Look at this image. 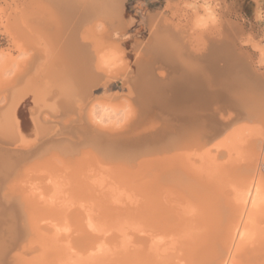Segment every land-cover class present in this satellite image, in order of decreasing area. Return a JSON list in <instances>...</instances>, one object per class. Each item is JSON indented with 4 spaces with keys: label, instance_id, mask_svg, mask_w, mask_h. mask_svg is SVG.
<instances>
[{
    "label": "bare ground",
    "instance_id": "1",
    "mask_svg": "<svg viewBox=\"0 0 264 264\" xmlns=\"http://www.w3.org/2000/svg\"><path fill=\"white\" fill-rule=\"evenodd\" d=\"M39 1H41V0H39ZM44 1L47 5L51 6V8L55 9V10L53 9V12L54 11L56 12L54 14H56L57 16L59 14L57 19H59L60 22L62 21L61 22L62 29H63L62 32L57 31L56 33L61 32V33H59V35H60L59 41L60 40L61 41H60V43H59V41L57 43H59L60 48L63 49V50H60V52L62 51L61 53L63 56H59V59H60V57H62L64 64H63V62H61L59 60V64L61 62V65L56 66L58 64H56V60H55L56 65L54 64L55 66H53L52 65L53 62L51 63V65H52V67H54L56 69L52 68L53 70H51L50 62H48V64L50 66L49 65L45 66L47 64V62H45V65H44L45 67L43 66L44 68L42 67L41 69L44 70L43 72H46L47 69L49 68V70L52 72L51 78L49 76L50 74L48 75L49 80H50V81H48L49 84L48 83L44 84L45 82L43 81L44 82L43 84H42V82H40L41 83L40 85H37V87H35L34 89L29 90V92L33 94L35 104L38 106V113L40 112L39 109H43V110L45 109L43 112H45L46 110L48 112V115H46V117L44 116L43 118L41 116H39V114L37 113L38 114L37 118L36 119L34 118L36 127L39 126V123L41 126L42 123H44V124L49 123L50 124L52 122H60V123L63 122V120L66 119V117L70 116L69 115L70 114L69 109L71 110V112H74L77 115H81V113H83L82 111L84 110L85 106L88 103L87 94L84 91L89 89V92H90V89L95 87L94 85H98L96 82L97 81L96 77L98 75L95 74L94 70H96V71H97V69L99 70V68H97L98 67L97 64H98V61H101V60H97L99 58L98 54H100L99 52L101 51L102 52L101 55H102L104 53L103 50H105V48L102 49L103 46H96V47H98V50H99V47H101V49H102V50H99V52L97 53L95 50H93L95 46L93 47L91 45V43L89 41H87V43L88 44L90 43V45H91V47L88 48V44L86 45L87 39L85 40V35L82 36L83 31H84V33H87L88 31L89 32L92 31L91 34H94L95 32L93 33V31H95V30L97 31L98 27L103 25L104 26V28H103L104 33H107L108 31L107 32H105V31L108 29L110 30L109 32H111V34H109V36L107 34V36L110 37V39H111V40L109 39V42L111 41V44H113V43L115 44L116 43L115 40H117V41L122 40L121 31L123 30L122 28H124L126 26V24H125L126 21L124 20V17H123V13L125 10L124 0H44ZM165 1H166L168 8L179 9V7H180L178 0H165ZM45 3H44V6H42V7H45L48 11H51L50 7H48V6L46 7ZM199 3H200V0H193L191 2V4L189 5L190 9H192V11H194V13H196L198 11ZM206 5H207V3H206ZM183 6H184V4H183ZM206 7H208V6H206ZM208 10L211 11V9L206 8V11H208ZM210 11H208V12H210ZM26 12H27V10H26ZM22 13H23V10H22ZM29 14H31V13H29ZM198 14L194 15V17L198 16ZM205 14L207 16V12ZM209 14L210 13H208V17H209ZM187 15L189 16L190 14H187ZM213 15H214V13L212 12L210 17H212ZM54 18H55V16H54ZM57 19H55L56 20L55 24L58 23ZM149 19H150L149 22H150V33H151L150 34L151 35L150 40L152 39L153 41H156L157 43L151 42V44L149 46L147 44V47L144 50V53L141 51V49H139V51L137 53V54L140 53L142 55H141V58L139 60H136L137 64H138V73H139L138 74L139 75L138 81L135 84L136 89L137 88L139 89L138 90L139 91L138 96H136V97H138V99L141 102L142 109H144L143 113L147 114L150 111V115H151L152 114L151 110H154L153 108L158 107L160 109L168 111L169 113L172 112L171 116H173L175 114V116H173V117H176L178 120V123H177L178 124L177 125L178 131L176 130L178 132L177 135L175 134V136L172 135V136L168 137V136H166L168 133L167 132H166L167 134L161 133L162 131H160V129H159L160 132H157L155 134V133H152L156 130V129H154V131L150 132V133H152L151 136H145V137H139V138L137 137V139H135V140H134V138H133L134 136H133L132 140L129 141L130 142L129 144L131 146V154H130L129 158H126V160H125L126 162H124L122 164L120 162V164H119L118 161H122L123 158H117V157H111L110 158V160L112 162H114V163H112L114 166H115V163L117 162L116 164H119L120 166H126V168H127V165H128V167H130L129 165H133V163H135L137 161V165L140 164V166H142V167H139L141 169L138 168V172L135 173L136 175L130 179L131 182H130V186H129V191L127 190L129 192V195H128V197H126L127 200L122 202L121 204L116 203V201L114 200L115 197L112 196L111 194H109V191L107 192L108 194H106L105 196H102L104 194L101 195L100 193H98L101 195V196L100 195L99 196L103 200H104V198H106V200L109 198L107 200L106 204H104L105 201H101L100 199L99 200L101 201V204L103 203L102 205H104V208H106V209L108 208L107 211L109 209H111V210L108 211L110 213L107 212L108 214H106V213L102 214L103 218H101L100 220H99L98 216L97 217L95 216L96 218H98V220L96 218L92 217L94 219V220H92V222L94 224H96L98 221L96 226L90 221L91 220L90 216H92L93 213L89 216V214L87 212L90 211V208H86L87 206L85 204L92 205L95 202V205L98 204V205H96L97 207L99 206L98 208H100V206H101V209H98L96 206H94L95 207L94 208V207H92L93 205L92 206L89 205L90 207L94 208V209H92V208L91 209L93 210V212L96 211L97 215H99L98 213H100L98 210L102 211L101 213H103L104 210H106V209L103 210L102 209L103 206L99 205V203L97 201H95L94 199L92 201V198H93L92 195L94 196V194H92L91 196L86 195L87 197H91V198H88L89 203L87 201V203L83 204L84 201L81 199L83 201L82 202V204H83L82 208H81V204H78L79 206H76L73 203V205H72L71 200H70V203L72 205L71 207L73 210L75 209L79 213L80 209H82L84 212V209L86 208L87 210L85 209L86 212H84L85 213L84 216L87 217V214L89 216V217H87V218H89V221L87 218H85L86 220H84V219L82 220V217L75 216V213H73L74 216L76 217L75 220H77V223L80 225V226L79 225L77 226L78 228L76 230V232H80V233L76 234V232L73 231V230H75L74 223H76V222H72L71 221L72 218H70V217H69L70 221L67 220V218H66V220L65 219L62 220L59 216V213L63 209L61 207L62 209L60 211L59 207L62 206L61 205L62 203H63V207L65 205L63 201H60V202L58 201L60 204L57 205L58 208H56V206L53 208V210L55 209L54 212H53V210H51V212H53V214H52L53 216H51V214H50L51 212L49 211L50 213H48L47 208L50 207V209H52L51 206L54 205L52 202H54L55 199H54V201H51L52 199H50L51 202H48V203L50 205L52 203V205L50 206L48 204L49 205L48 206L46 204L47 202L46 203L44 202L43 196L41 197V195H40V197L43 198L42 201L44 202V203H42V205H47L48 207L42 206L40 203L41 198L39 197L38 193H36L38 195V197L40 198L39 203L41 206H38L36 204L38 202H36L34 204V201H36V200L33 198V196H31L32 193L28 194L29 193L28 192L27 195L30 196L31 198H33V199H31V201L32 200H34V201H32V203L27 202L29 200H27V198H26L24 202L25 203L27 202L28 207L25 206V210H27L26 208H30L32 210V211L31 210L30 211L32 213H34V212H36L34 210V208L38 211L39 209H37V208L42 207V209L43 208H44V210L46 209L45 211H47L46 212L47 217L50 214L49 216L51 218H54V219H55V216L58 214L57 216H59V218H60L59 219L60 224H59V220L57 223V219H58L57 216H56L57 219H55V220L50 219V217H48V218H49V221L50 220H51V222L55 221L57 223V225L59 224L58 226H61V228L58 227L56 225V223L55 224L51 223V222L49 223L47 221L48 218L45 216V214H44V218H42V220L43 219L46 220V218H47V220H46L47 222L43 220L42 221V223L44 222L43 224L39 225L41 222H38L37 223L38 226H36L37 224L35 225V223H36L35 221H38L39 220L38 218L41 217V216H39L40 213H39V211H38V214L36 212V214H37L36 216L37 217L39 216L38 218L35 216V213L34 214L31 213V215H32L31 216L28 214L29 209L25 213V223H26L25 227L26 226L29 227L30 230H31V228L34 227L33 229L35 230V233L39 234L43 231V229H41V228L45 227V225H46L45 229L49 225L54 226V227L50 228L51 230L50 229H46V230L44 229V231H47V233L42 232L43 234L42 235L40 234L41 237H43V235H45L44 237L48 238V240L50 241V242L45 241L46 243L44 241H41L44 244V245H42L43 247L46 246V248H47V245H48L47 243H51L50 247H49L50 250L52 249L51 253H49L50 250H49V252H47L45 250V252L52 255V253L54 251V248H52V247L53 246L59 247V244H60V246L62 245L61 246L62 249L60 247V250H61L60 253L61 254L59 252H58V254L62 255L63 249L65 250L63 252H65V254H66L67 249L65 247H67V245L70 246L71 242H74L73 245H76L77 244L76 242L79 241V243H78L79 245L77 244L78 246L85 248L86 251L96 252L93 254V256L96 257L97 263L95 261L94 262L92 261V264L93 263L94 264L95 263L96 264H264V181H263L264 170L261 168V166H264V164H261L260 168H258V169L256 168L257 160L259 157L258 145L261 142L260 141L261 139L260 140L259 139L248 140L245 152H243V151H241V149H239L240 145L229 146L225 149V151H218V150L214 151V150L208 149L210 144L216 138H218L224 132V130L226 128V125L221 123L218 120L217 116L208 113L209 104L214 100L222 99L224 97V93L223 92H213V91H212L213 93H210L207 91V89H206L207 82H203V81L201 82V78L199 76L200 73L204 74L202 71V68L200 67V64L203 62H206V61L209 62V61L213 60L216 56L223 55L227 51L228 48L225 44H222L220 46H211V48L209 49V53L204 57H192V55L189 54L186 58V55L188 53L185 54V52L183 51L184 53L182 52V54L185 55L184 56L185 59L183 58L182 55H180L181 53H178V55L181 57L180 60H182V58L184 59L183 63L186 65V67L195 72V77L194 78H187L186 77L187 79H184V80L179 81V82H172L171 81L169 83H164V82L158 81L155 78L154 74H155L156 70H159V68L161 69L162 67L159 66L158 68H156V65H159L160 63H162L163 65L165 64L166 66H169L170 68L174 69L176 67L175 66L176 65V59H175L174 52H171L163 44L160 43L162 41H164V43H165V40L167 39L166 38L167 34L161 33L162 32L161 29H159L161 32H160V35H158L159 31L157 30V28H159V27H157V26H159L161 18H160L159 24H156L157 26H155V27H154V25H155L154 22L156 20V16L151 15ZM25 20H27V19H25ZM39 20H38V23H39ZM45 20L46 19L40 21V23L41 24L45 23ZM157 20H159V19H157ZM15 21L14 22L9 21L10 22L9 25L12 26L10 28H13V26L15 27L14 24L18 25L19 20L17 21V18H16ZM53 21H52V23H53ZM63 22L66 25H68L69 27H70V24L75 23L73 28L74 29L76 28V30H78V29L82 30V34H79V33L77 34L74 29L73 30L75 32H73L71 30L70 37H68L69 35L67 36V40H69L71 38L69 40L68 44H66L67 41L64 37L66 35L65 33L70 31V29L65 30L66 28H64ZM163 22L161 24L165 25V24H163ZM11 23H12V25H11ZM46 23H48L47 20H46ZM167 23L168 22H166V24ZM169 23H172V22H169ZM60 25H59V27H60ZM167 25H169V24H167ZM57 26H58V24L53 26L52 29H54V27H57ZM47 27L50 28L51 26L48 25ZM107 27H108V29H107ZM127 27L128 26H126V28ZM179 27L180 26H178L177 28L179 29ZM71 28H72V25H71ZM100 28H102V27H100ZM126 28H125V30H126ZM163 29L164 28H162V30ZM17 30H19L18 32H19V34H21L20 29H17ZM54 30H56V29H54ZM54 30H52V31H54ZM125 30L122 32H125ZM164 30L167 31L166 29H164ZM54 33H55V31H54ZM54 33H53V35L56 38V40L54 38H53V40L57 41V39H58L57 37L59 35L54 34ZM98 33H99V30H98ZM182 33H183V31H182ZM50 34H52V33H50ZM183 34H182V36H183ZM189 34L190 33L188 32L187 36H189V38H191V37L194 38V36L192 34H191L192 36H190ZM56 35H58V36H56ZM77 35H78V37H77ZM99 35H100V33H99ZM201 35H203V34H201ZM19 36H17V38ZM79 36L81 38H79ZM108 37L105 36L104 41ZM157 37H161V39L160 38L157 39ZM25 38H27V37H25ZM76 38H79L80 40L76 39ZM83 38H84V40H83ZM90 38H91V41H93V39H92L93 37L91 36ZM195 38H197V36ZM204 38H205V35H204ZM204 38L202 37L203 40L202 39H200L201 41L199 40V42H202L203 48H205V46H207V43H206L207 40H204ZM74 39H76L79 42L81 40L85 41V43H83V46L82 47L80 46L81 49L77 46L78 45L77 43H79V42L76 43L75 42L76 40H74ZM183 39L185 40L186 43L189 42L191 46L194 45L195 43H197V44H195L197 46L196 51L197 50L199 51L200 49H198V48L202 47L200 45H199L200 47H198L197 39H192V38L189 39L190 41L192 40L191 42H193V43L195 42L194 44L191 43L188 39L186 40L185 37ZM35 40H37V37ZM94 40H96L95 37H94ZM157 40H160V41H157ZM24 41H25V39H24ZM29 41L26 40V42H29ZM62 41H65L66 43L62 42ZM167 41H168V39H167ZM32 42L34 43V40ZM64 43H65V45H64ZM61 44L63 47H61ZM169 44H171V43H169ZM66 45H69L68 53H66L68 56L65 54V51H67V50H65L66 48H64V46H66ZM98 45H100V44H98ZM106 45L108 46V44H106ZM118 45L119 44L112 45V46L113 47L116 46V48H121V49L123 48L121 46L122 44L119 47H118ZM142 45L144 46V42L142 43ZM190 45L187 44V46H190ZM40 46H41V43H40ZM56 46H57V44H56ZM196 46L194 47V49L196 48ZM37 47H38V45H37ZM171 47L172 46L169 45V48H171ZM77 48H79L80 50H82V48H83V50H82L83 52L78 50L81 53V55L83 54L82 56L79 54V52H77V50H76ZM91 48H93V49H91ZM180 49L183 50V48H181V47H180ZM187 49H188V47H187ZM84 50H86V51L91 50V54L93 55V57L95 56L93 58L90 55V53H88L92 57V59L97 61L96 62L97 67L94 65V62L92 64L95 67L94 70L91 69V67H92V65L90 63L91 59H90V61L88 59V57L90 58V56H88ZM181 50H180V52H181ZM37 51H38V49H37ZM53 51H55V50H52V52ZM63 51H64V53H63ZM93 51H95L96 53ZM117 51L119 52V50H117ZM45 52H47V51L45 50ZM76 52H77V54H76ZM49 53L52 55L55 54L54 58L58 54V52H54V54H53V53H51V51ZM94 53L96 55H94ZM40 55H41V53H40ZM69 55H70V57H69ZM78 55H80V56H78ZM84 55H86L87 57L86 56L84 57ZM75 56H77V58ZM0 57H1V55H0ZM79 57H82V58L84 57V58L83 59L81 58V60H80ZM108 57L109 56L107 55V58ZM95 58H97V59H95ZM39 59H41V58H39ZM99 59L104 60L103 56H102V58H99ZM66 60H67V62H65ZM34 62H33V65H34ZM41 62L39 64L40 67L43 65L44 61L42 62V65H41ZM105 64H106V62L104 60V66H105ZM37 66H38V64L36 65V67ZM61 66H63V67H61ZM106 66H107V64H106ZM36 67H32V68H36ZM45 68H47V69H45ZM91 70H93V71H91ZM38 71L39 70H37V73H38ZM33 72H32V74L36 73V72L35 73H33ZM39 73H40V71H39ZM102 73L103 72H101V74ZM91 74H92V76H91ZM101 74H99L100 78L102 76ZM46 75L47 74H45V76ZM48 76H47V78H48ZM94 76H95V78H94ZM17 77H18V75H17ZM126 80L128 82H130V81L132 82V79L129 76L127 77ZM90 81H92L91 83L95 82L96 84L92 85V87H91V84H89V88H87L88 86L84 87L86 89L82 88L85 85V83H89ZM30 82H29V84L31 87L32 82L31 83ZM10 83L12 84L13 82H10ZM10 83H9V85H10ZM14 84L17 85L15 82H14ZM236 84H238V83H235V85ZM15 85L12 84V86L10 85L11 87L9 86L11 88L10 90H8V92H9V100H8L9 105H8L7 110L6 111L4 110V112L2 114H0V116L2 115L0 117L1 118L0 119V127L2 130L1 129L0 130L4 132V136H7V134L9 135V133H10L11 135L13 134V136H16V138H17V135L19 134V118L17 115V108L27 93H24L25 90L22 92V88L16 87ZM24 85H26V84H24ZM223 85L225 86V84H223ZM99 87H100V85H99ZM226 89L227 88L225 87L224 90H226ZM232 90H233L232 92H234L238 97L237 103H235L233 105L235 106V108L237 110H241L245 106V98L243 97V95L239 94L238 92H235V89H232ZM26 91H27V89H26ZM90 93H89V96H90ZM233 97H235V96H233ZM95 100L93 103H92V101L90 102L91 106L95 103ZM235 102H236V100H235ZM260 103H262V102H260ZM95 105H97V104H95ZM261 105H263V104H261ZM261 105H259V106H261ZM61 108L67 109L68 112L67 113L64 112V113L59 115L57 113L58 112L57 110L61 109ZM93 109H95V108H92V111H93ZM259 110H260V108H259ZM88 111L89 110H87V112ZM163 112H162V114H163ZM173 112H174V114H173ZM261 112L262 111H260V113ZM88 113L90 114V111ZM132 113H133V111H132ZM84 115H85V110H84ZM163 115H165V114H163ZM253 115L254 114H252V116ZM171 116H169V117H171ZM237 117L239 118L240 114ZM141 118H139V119L137 118L138 119L137 121L134 120L135 122H132L131 126H129L130 128L127 130L126 133H122V134H119L116 136H112V138L124 136L126 139H129V136H132V134H135L136 136L141 135L142 133L144 134V131L142 130L144 127L141 128L143 126L142 125L143 119H141ZM172 118H170V119L172 120ZM87 119H89V118H87ZM255 119H256V116H255ZM260 119H263V118H260ZM41 121H42V123H41ZM146 122H147V120H146ZM165 124H166V122L164 123V125ZM166 126H167V124H166ZM140 129L142 130L141 133L139 132ZM146 129H145V131H147V132L150 131V128H149V131ZM163 129H164V127H163ZM170 129H172V128H170ZM41 130L42 129H40V132L39 131L38 132L43 134V131H41ZM161 130H162V126H161ZM172 131L174 133H176L175 130H172ZM147 132L145 135H147ZM260 135L262 136L263 132H261ZM10 137H12V136H10ZM5 139H7V138H5ZM119 143L120 142H116L115 144L118 145ZM241 147H243V144L241 145ZM11 150H13V149H11ZM15 151H16V152H14L15 154H17V155L20 154L19 150H15ZM140 159H141V162L139 163L138 160L140 161ZM63 163H65V165H66V163H68V162L63 161ZM72 163L73 162H71L70 164H72ZM100 163L101 162H99V164ZM14 164H15V162H14ZM60 165H61V163H60ZM101 165H102V163H101ZM74 166H75V164H74ZM111 166L112 165H110V167ZM120 166H117V168H121ZM134 166H135V164H134ZM71 168H72V166H71ZM132 168H133V166H132ZM106 169L109 170L108 167ZM128 169H130V168H128ZM18 172H16L15 176H19V175H17V173L20 174V170H18ZM51 172H53V171H51ZM75 172H77V171H75ZM83 172H85V171L83 170ZM120 172L122 174V171H120ZM77 173L79 174L80 172H77ZM14 174H15V172H14ZM73 174H74V172H73ZM78 174H76V176H78ZM129 174H130V172H129ZM15 176H13V177H15ZM112 176L114 177V174ZM51 178H53V177H51ZM78 178H80V177H78ZM81 178H82L81 179L82 182H79V179H78L79 183H83L84 179L82 176H81ZM94 178H95V175H94ZM97 178L99 179V177H97ZM121 179H123V178H121ZM65 181H67V180H65ZM67 182H66V184H67ZM97 182L99 183L100 179ZM103 182H104V179H103ZM93 183H94V181H93ZM86 184H84V185H86ZM94 184H96V183H94ZM104 185H105V183H104ZM104 185L101 184V186L99 188H101ZM63 186H65V185H63ZM93 186H95V185H93ZM127 186L128 185H126L125 187H127ZM77 187H79V186H77ZM39 188H40V186H39ZM39 188L36 189V187H35L34 189L37 190V192H40ZM44 188H40V189H44ZM60 188L64 189V187H60ZM60 188H58V189H60ZM84 188H87V186ZM97 188L98 187H96V190H97ZM65 189H66V187H65ZM80 189L83 190L82 188H80ZM87 189H89V188H87ZM87 189H86V191H87ZM101 189L98 191L101 192L103 190V189L102 190ZM44 190H41V191H44ZM49 190H46L47 192L46 191H44V192L48 193ZM70 190H71V188H70ZM81 190H79V191H81ZM93 190H95V189H93ZM62 191H64V190H62ZM79 191H77V192H79ZM111 191H113V189ZM24 193H26V192H24ZM59 193H60V191H59ZM62 193L64 195V192H62ZM87 193L83 192V194H87ZM80 194H82V193H79L78 195L81 196ZM89 194H91V192ZM122 194H125L124 191ZM22 196H24V195L22 194ZM82 196L80 198H82ZM84 196H83V199L86 198ZM19 197H20V200L23 201V197H21V196H19ZM30 197H28V198H30ZM46 197H47V195H46ZM66 197H68V195ZM72 197H73V195H72ZM102 197H104V198H102ZM48 199H45V201ZM74 201L75 200H73V202ZM90 201H92V202H90ZM65 202H67V201H65ZM85 202H86V200H85ZM67 203H66L67 205H65V207L67 206L66 208L69 207V209H71L69 201ZM79 203H81V202H79ZM84 205L86 206L85 208H84ZM105 205H107V206H105ZM74 206H75V208H74ZM45 207H47V208H45ZM76 208H79V209L77 210ZM23 209H24V207H23ZM56 209H58V211H60L59 213L57 211V214L55 212ZM95 209H97V210H95ZM18 210L20 212L19 206L17 208V205H15V203L13 204L12 202H7V203L0 202V263H2V264L7 262L6 260L9 259L10 255L12 256V254H14L16 257V253L18 254V252H19V250L15 249L18 246V244L20 246L19 242L21 239V235L18 234V231L20 230L19 229L20 226L16 227L17 221H19V219L17 218V213H18L17 211ZM44 210H42L43 213L45 212ZM73 210H71V211H73ZM30 211H29V213H30ZM40 211H41V209H40ZM71 211L68 210L66 212L70 213ZM76 211H73V212H76ZM81 212H80V214H81ZM83 212L81 214L82 216L84 214ZM90 212H92V211H90ZM63 213L65 214V212H63ZM78 213H77V215H79ZM33 215L37 218V220L35 219V217ZM103 215L106 217H104ZM107 215H109V216H107ZM29 216H31L32 219H35V221H33L34 223L32 222V219H30ZM84 216H83V218H84ZM26 217L29 219L28 221H27ZM30 220H31V222H30ZM64 221H65V223L63 224L62 222H64ZM83 221H86L87 223L91 222L94 225L95 229H93L90 224L88 226V224L86 222L82 223ZM66 222L68 224H69V222H71L73 225H70V227L73 226L74 228L73 227L69 228V225H66L67 224ZM28 223H29V226H28ZM31 224H34V225H32L33 227L32 226L30 227ZM18 225H19V223H18ZM62 225H63V227H62ZM65 225L69 228V230H67L66 234L64 235V232H63L64 230H62V229L67 228ZM75 226H76V224H75ZM57 227L60 229H58ZM15 228H17V230ZM29 228L28 229L25 228L26 229L25 232L27 233V234L26 233L25 234H26V236L29 235V236H27L28 239L30 238L28 243H27L28 246H30L29 245L30 241L34 240L33 238H39L38 235L34 234V231H32L33 232V234H32V232L29 230ZM56 228H57V230H56ZM88 228H92L93 231L91 229H89L90 230V232H89ZM52 230H54L53 231L54 234L50 233ZM70 230H72L73 232H71ZM20 231H23V230H20ZM20 231H19V233H20ZM28 231L30 233H28ZM59 231H62V232L59 233ZM69 231H70V233H69ZM71 233H72L73 238L77 237V236H78V238H76V240L74 239V241H73ZM31 234H32L33 240H31V237H30ZM61 234H63V235H61ZM67 234H70L69 236L71 237L72 240L69 238L68 241H65V245H64V240H66L69 237ZM22 235H24V234L22 233ZM51 235H52V237H51ZM77 239H78V241H77ZM39 240H42V239H39ZM43 240H45V239H43ZM24 242H27V240ZM34 242L36 243V240H34ZM34 242H31V243H34ZM39 243H40V241H39ZM63 245H64V248H63ZM38 247L40 248L41 246L38 245ZM71 248H73L72 245L70 246V250L72 251L74 249L73 250L74 251L73 257H74L75 261L78 260V262L76 261L77 264H82L83 260L88 259V258L87 259L85 258L82 260V258H81L82 253L75 251L76 246L73 249H71ZM14 249L16 250V252H14ZM29 249H32V247ZM56 249H57L56 252L59 251L58 250L59 248H56ZM26 250H27V252H29L28 249H26ZM35 252H37V249H34V253ZM75 253L76 254L79 253V254L76 255ZM49 254L47 256H49ZM58 254H57V260L55 262L58 261ZM75 255L78 258H76ZM18 256H24V255L18 254L17 257ZM52 256H54V255H52ZM79 256L81 259H79ZM15 257L12 256V259L10 258L11 261H14L13 264H16L15 262H17L18 258H20V257L16 258V261H15V260H13V258H15ZM73 257H71V258H73ZM84 257H86V256H84ZM37 258L39 259L40 264H41L42 260L45 263L48 260V257L47 258L45 257L44 259L42 258L41 261H40L39 257H37ZM24 259H26V258H24V257L20 258V261H18V263L20 262V264H28L27 259H26V261H24ZM38 259H32L31 261L35 262V264L36 263L39 264V262L37 261ZM62 260H63V258L60 261L62 262ZM80 260H81V262H80ZM90 260H93V259H90ZM90 260L88 259L87 262H91ZM11 261H10V264H12ZM48 261H50V260H48ZM65 261H66V263H64V262L63 263L60 262V263L61 264H68V263L72 264V262L71 261L68 262L67 259ZM50 262H54L53 259ZM47 263L49 264V262H47ZM58 263L59 262H57V264ZM83 264H85V263H83Z\"/></svg>",
    "mask_w": 264,
    "mask_h": 264
},
{
    "label": "rangeland",
    "instance_id": "2",
    "mask_svg": "<svg viewBox=\"0 0 264 264\" xmlns=\"http://www.w3.org/2000/svg\"><path fill=\"white\" fill-rule=\"evenodd\" d=\"M41 1H39V0H0V55H1V57H0L1 58L0 59V114H2L4 112V110L6 111L8 108V105H9V101H8L9 100V92H8V90L11 89L10 87L12 86V84L15 85L14 82L17 84V85H15L16 87L22 88V92L24 90L26 91V89H27L26 92L24 91V93H27V94L25 95L24 99H22V101L20 102V104L18 105V108H17V115L19 118V134L17 135V138H16V136H13V134L11 135L10 133H9V135L7 134V136H4V132L1 131L2 129L0 127V129H1L0 130V133H1L0 134V202H2V203L12 202L13 204L15 203V205H17V208L19 206V209H20V212H19V210L17 211L18 212L17 218L19 219V221H17L16 227L20 226L19 229L23 230V231L19 230L20 233L18 231V234L21 235L22 240L19 238L20 239V242H19L20 246L18 244L19 247L17 246L15 249L19 250V252H18L19 255L22 254L24 256H18V257L26 258L28 264H35V262H32L31 260L32 259H38L37 257L40 258V261L42 258L44 259L45 257L46 258L48 257V260H50V261L53 259L54 262H50L47 260V262H49V264H57V262L60 263L61 262L60 260L62 258H63V260L61 263H63V262L66 263L65 260L67 259L68 262L71 261L72 264H77L78 260H76L77 261L76 262L74 260V257H73V253H74L73 248L76 246L75 251L82 253L81 254L82 256L80 255L82 260L85 258L86 259L88 258L89 260L93 259V260H90L91 262H87L88 259L83 260L82 261L83 263H85V264L91 263L92 264V261L93 262L95 261L97 263L96 257L93 256V254L96 252L86 251L85 248L78 246L79 245L78 239H77L78 242H76L78 245L77 244L73 245L74 242H71L69 240L71 242V243L70 242L69 243L73 246V248H71V249H73L72 251L70 250L71 245L70 246L67 245V247H65L67 249L66 254H65V252H63V251H65L63 249L62 255H59L58 252L59 253L61 252L60 247L62 246V245L60 246V244H59V247L58 246L52 247V248H54V251L52 253V255H54V256L50 255L49 253H51L52 249L50 250L49 247H50L51 243H47L48 245L46 248V246H44V247L42 246L44 244L41 242V241L50 242L48 240V238L44 237L45 235H43V237H41V235L43 234L42 232L47 233V231H44V229L46 227V225H45L46 223L44 224L45 227L41 228V229H43V231L39 234L35 233V230L33 229L34 227L32 226L34 224L30 225V227L31 226L33 227V228H31V230L29 227H27V226L25 227V225H26L25 213L28 211V209H29V211L31 210L30 208H26L27 210H25V206H27V202L32 203V201H34V200L31 201V199L34 198L36 200V201H34V204L36 202H38L36 204L38 206H41L42 203L47 202L46 204L48 205L49 204L48 202L54 201V199H55V201H54L55 203L52 202L54 205H52V203H51V205L53 207L49 204L52 209H50V207L47 208L49 205L48 206L42 205V206H47L45 208H47L48 213H50L51 210H53V208L55 206H56V208H58L57 205L60 204L59 203L60 201H63L65 205H67L68 204L67 202L69 201L71 209H69V207L66 208L67 206L65 207V205L63 207V203L61 204L62 206L59 207L60 211L63 208L62 211L65 212V214L62 211H61L62 213L60 211H58V209H56L55 212H56V214H57V211H58V213L60 212L59 216L62 220L63 219L66 220V218H67V220H69V217L72 218L71 221L76 222V223H74L75 230H73V229L72 230L74 232H76V230L78 228L77 226L79 224L77 223V220H75L76 219L75 216L82 217V220L83 219L86 220L85 218L89 217L93 213L92 216H90V219H91L90 221L92 222V220H94L93 218H96L98 216L99 220H100L101 218H103L102 214L110 213L108 211L111 209H109L107 211L108 208L107 209L104 208V205H102L103 203L101 204V201H105L104 204H106V202L109 198L106 200V198L102 197V198H104V200L101 199L100 196L102 194H104L102 196H105L106 194H108L107 192L109 191V194H111L112 196L115 197L114 200L116 201L117 204H121L122 202L127 200L126 197H128V195H129L128 191H129V186H130V182H131L130 179L136 175L135 173L138 172V168L142 167V166H140V164L137 165V161L135 163H133V165H129L130 167H128V165H127V168H126V166H120L119 165L120 162H121V164L126 162L125 161L126 158H129V156L131 154V146L129 144L130 143L129 141L132 140L133 136H134L133 138L135 140V139H137V137L139 138V137L151 136L152 133L156 134L157 132H160V131H162L161 133L167 132L168 134L166 133L167 134L166 136H168V137H170L172 135L175 136V134L177 135V133H178L177 132L178 131L177 130L178 120L176 117H173V116H175L174 112H173L174 115L171 116L172 112L169 113L166 110L155 107L156 109L153 108L154 110H151V113H152L151 115H150V111L147 114L143 113L144 109H142L141 102L138 99V97H136V96H138V92H139L138 91L139 89L138 88L136 89V85H135L137 83L138 77H139V75H138L139 74L138 73V64H137L136 60H139L141 58V55H142L140 53L139 54H137V53H138L139 49H141V51L144 53V50L146 49L147 44L149 46L151 44V42H156V41H153L152 39L150 40V37H151L150 34L151 33H150V22H149L150 19L149 18L151 15L156 16L155 22L156 21L157 22L156 23L154 22V24H155L154 27L157 26L156 24H159V21L161 18L160 24H159V26H157V27H159V28H157V30L159 31L158 35H160V32L162 31L161 33L167 34L166 38L168 39V41L164 37L166 39L165 43H164V41H162L160 43L163 44L171 52H174L175 59H176V65H175L176 67L174 69L170 68L169 66H166L165 64L163 65L162 63H160L159 65H156V68H158L159 66L162 67L161 69L159 68V70H156V72L154 74L155 78L158 81H161L164 83H169L171 81L172 82H179V81H182V80L187 79V78H194L195 77V72L192 71L191 69L187 68L186 65L183 63V60L185 59L184 58L185 55L182 54L183 51L185 52V54L188 53L186 55V58L189 54L192 55V57H204L209 53V49L211 48V46H220L222 44H225L227 46L228 49L223 55L216 56L213 60H211L209 62L206 61V62H203L201 64L199 63L200 67L202 68V71L204 73V74L200 73L199 76L201 78V82L202 81L207 82V85H206L207 91L210 93H213V92H223L224 93V97L222 99H217V100L212 101L208 107V113L217 116L218 120L221 123H223L224 125H226L224 132L210 144L208 149L214 150V151H216V150L225 151V149L229 146L240 145L239 149H241V151L245 152L248 140H250V139L251 140H256V139L260 140L261 139L260 140L261 142L258 145L259 157L257 160L256 168L258 169V168H260L261 164H264V159H263L264 158V121H263L264 120V10L261 9V7H260L261 3L259 0H255V2L257 3V6H258L255 14H253V5H252V3H248V0H200V3L198 5V11L196 13H194V11H192V9H190V7H189V5L191 4V2L193 0H178V2L180 4L179 9L168 8L165 0H124L125 10L123 13V17H124V20L126 21V22L125 21L124 22H125L126 26H128V27L126 28V26H125L124 28H122L123 29L122 31H124L125 28H126V30H125V32L121 31V33H122V40L121 41L115 40L116 43L114 44L113 43L114 41H113L112 42L113 44H111V41L109 42L110 37H108L109 34H111V32H109L110 30L107 27L108 30H106L105 32H107V31L108 32L104 33V31H103L104 26L103 25L100 26L102 28L98 27L100 35L98 33V30L93 31V33L95 32L94 33L95 35L91 34L92 31H90V32L88 31L87 33H84V31H83L82 36L85 35V40L87 39L86 45L88 44L87 41H89L93 47L95 46L94 49L93 48H91V49L95 50L98 53L99 50H102L105 48V50H103L104 55L103 54L101 55V53H102L101 51L99 52L100 54H98V55H99V58H102V56H103V58L107 64V66L105 64V66H106L105 67L103 59L95 58L97 60H101V61H98V64H97L98 67H97L96 66L97 61L92 59L93 55L91 54V50L90 51L84 50L88 56H90V55L92 56V57L90 56V58L88 57L89 61L91 59V61H90L91 65L94 62V65L97 68H99V70H100L99 71L97 68H96L97 71L94 70L95 69L94 65H92L93 68L91 67V69H93L95 71V74L98 75L96 77V79H97L96 82L98 85H94L96 83L95 82L91 83L92 81H90L89 83H85V85L82 87V88H84V87L88 86L87 88H89V84H91V87H92V85L95 86V87L90 89L91 93L89 92V89L84 91L87 94V101H88L87 105L84 108L85 115H84V110L82 111L83 113H81V115H77L74 112H71V110L69 109V113H70L69 115L70 116L66 117V119L63 120V122H61V123L60 122H52L50 124L49 123L44 124L41 121L42 125L40 126V123H39V126L36 127L35 119L37 118V115L39 114V116H41L43 118L44 116L46 117V115H48V112H47V110L45 112H43L45 109L44 110L39 109L40 112L38 113V106L35 104L33 94L30 93L29 90L34 89L35 87H37V85H40L41 84L40 82H42V84L44 82H45L44 84H46V83L49 84V82H48V81H50L49 76L51 78L52 72L49 70L48 67H47L48 69L47 68H45V69H47V71L48 72L50 71L51 73L50 72L48 73L46 70H45L46 72H43L44 70L41 69L45 65V62H47V64L45 66L49 65L48 62H50V65L53 62V64H52L53 66H55L56 64H58L56 66H60L61 62H63L62 57H60V59H59V56H63L61 53L62 51L60 52V50H63V49L60 48V44H59L61 41V40L59 41V39H60L59 33H61L63 30L62 24H61L62 21L60 22L59 19H57L59 14H58V16L56 14H54V13H56L55 11L53 12L54 8H51V6L47 5L44 0H41ZM44 3L46 4V7L47 6L50 7L51 11H48L45 7H42V6H44ZM206 3H207V5H206ZM183 4H184V6H183ZM206 6H208V7H206ZM206 8L211 9V11L210 10H208L210 12L206 11ZM22 10H23V13H22ZM26 10H27V12H26ZM206 12H207V16L205 14ZM212 12L214 13V15L212 17H210ZM29 13H31V14H29ZM186 13L190 14V15L192 14V15L191 16L189 15L190 16L189 17ZM208 13H210L209 17H208ZM196 14H198L199 17L198 16L194 17V15H196ZM54 16H55V18H54ZM16 18H17V21L19 20L18 25L14 24L16 28L14 26H13V28H10L12 26L9 25L10 24L9 21L14 22L16 20ZM25 19H27V20H25ZM44 19H46L48 23H46V20H45V23H42L43 24L42 25L40 23V21H42ZM55 19H57V21H58V23L57 22L56 23L58 24L57 27L59 28L58 29L57 27H54V29H56V30L52 29L53 26L57 25V24H55V21H56ZM157 19H159V20H157ZM38 20H39V23H38ZM52 21H53V23H52ZM165 21L168 22L167 24H169V25H167ZM162 22L165 25H162L161 24ZM169 22H172V23H169ZM176 24L178 26H180L179 29L177 28L178 26ZM11 25H12V23H11ZM48 25L51 26L50 27L51 29L47 27ZM59 25H60V27H59ZM71 25H72V28H71ZM74 25H75V23L70 24V27H69L68 25H66L64 23V28H66L65 30L70 29V31H68L70 34L68 32L65 33L66 35L64 38L66 39L67 43L65 41H62V42H65L66 44H68V42L71 38L69 40H67V36L69 35L68 37H70L71 30L73 32L76 31L77 34L78 33L82 34V30H79V29L76 30V28L75 29L73 28ZM162 28L166 29L167 31H165L164 29L162 30ZM17 29H20V33L22 35L19 34V32H18L19 30H17ZM159 29H161V31ZM52 30H54L55 33ZM181 30L183 31V33L185 35L182 33ZM57 31H61V32L56 33ZM188 32L190 33L189 34L190 36H192V35L194 36V38L191 37L192 39H197L198 47L202 46V47L198 48V49H200L199 51L198 50L196 51L197 46L195 44H197V43L194 42L195 43L194 44L193 42H191L192 40L191 41L189 40L191 38H189V36H187ZM50 33H52V34H50ZM53 33L59 35V36L56 35V36H58L57 41L53 40V38L56 40ZM107 34H108V36H107ZM182 34H183V36H182ZM201 34H203V35H201ZM204 35H205V38H204ZM17 36H19V37L17 38ZM21 36L22 37L24 36V37L22 38ZM80 36H79V38H81ZM91 36L93 37L92 38L93 41H91V38H90ZM105 36L108 38H106L104 41ZM196 36H197V38H195ZM25 37H27V38H25ZM36 37H37V40H35ZM77 37H78V35H77ZM94 37L96 40H94ZM182 37L183 38L185 37L186 40L189 38L188 40L191 43H193L196 46V48L194 49L195 46L194 45L191 46L189 42L186 43ZM202 37L204 38V40H207V42H206L207 46H205V48H203L202 42H199V40L202 39ZM79 38H76V39H79ZM159 38L161 39V37H157V39H159ZM24 39H25V41H24ZM32 39L34 40V43L32 42L33 41ZM76 39H74V40H76ZM26 40L27 41L30 40V41L26 42ZM83 40H84V38H83ZM83 40H81L80 42L77 40L75 41L76 43L79 42V43H77L78 44L77 46L79 48H80V46L81 47L83 46V43H85V41H83ZM58 41H59V43H57ZM157 41H160V40H157ZM143 42H144V46L142 45ZM40 43H41L42 47L40 46ZM65 43H64V45H65ZM90 43L88 44V48L91 47ZM105 43L108 44V46ZM169 43H171L172 45ZM56 44H57V46H56ZM98 44H100V45H98ZM116 44H119L118 47L121 45L123 47L122 48L123 50L121 48H116V46H114V47L112 46V45H116ZM187 44L190 46H187ZM37 45H38V47H37ZM169 45L172 47L169 48ZM66 46H64V48H66L65 50H67V51H65V54L68 53V49H69V45H66ZM96 46H103V47H102V49H101V47H99V50H98V47H96ZM61 47H63L62 44H61ZM180 47L183 48V50H181ZM187 47H188V49H187ZM79 48L76 49L77 52H79L78 50L81 49V48L80 49ZM37 49L39 52L37 51ZM116 49L119 50V52ZM45 50L47 52H45ZM52 50H55V51L52 52ZM82 50H83V48H82ZM82 50H80V51L83 52ZM180 50H181V52H180ZM50 51L53 54H54V52H58L57 56L54 58L55 54L54 55L50 54L49 53ZM95 51H93V52H95ZM77 52H76V54H77ZM40 53H41V55H40ZM63 53H64V51H63ZM88 53H90V55ZM95 53H94V55H96ZM178 53H181L180 55H182L184 59L182 58V60H180L181 57L178 55ZM79 54L81 55L80 52H79ZM80 55H78V56H80ZM107 55L109 56L108 58H107ZM85 56L86 55H84V57ZM69 57H70V55H69ZM75 57L77 58V56H75ZM39 58H41V59H39ZM81 58L82 57H79L80 60H81ZM40 60L42 62L44 61L43 65H42V62ZM55 60H56V64H55ZM59 60L61 61L60 64H59ZM39 61L41 62V65H42L41 67L39 65L40 64ZM33 62H34V65H33ZM65 62H67V60ZM37 64H38V66L36 67ZM63 64H64V62H63ZM52 65L50 66L51 70H53L52 68H54V67H52ZM32 67H36V68H32ZM61 67H63V66H61ZM54 69H56V68H54ZM37 70H39L40 73H39V71L37 73ZM93 70H91V71H93ZM32 72L33 73L36 72V73L32 74ZM101 72H103L104 74L103 73L101 74ZM45 74H47V75L45 76ZM99 74L102 75L101 78H100ZM17 75H18V77H17ZM47 76H48V78H47ZM91 76H92V74H91ZM95 76H94V78H95ZM128 76L132 79V82L131 81L128 82L126 80ZM30 81L32 82L31 87L29 84ZM10 82H13V83L11 84ZM9 83L11 86L9 85ZM222 83L225 84V86ZM235 83H238V84L235 85ZM24 84H26V85H24ZM99 85H100V87H99ZM225 87L227 88L226 89L227 91L224 90ZM84 89H86V88H84ZM232 89H235V92H238L239 94L243 95V97L245 98V106L241 110H237L235 108V106L233 105V104L237 103L238 97L234 92H232L233 91ZM89 93H90V96H89ZM232 95L235 97H233ZM94 100H95V103L91 106L90 102L92 101V103H93ZM235 100H236V102H235ZM258 102L259 103L262 102V103L259 104ZM95 104H97V105H95ZM258 104L259 105L263 104V105L259 106ZM92 108H95V109H93V111H92ZM259 108H260V110H259ZM87 110L90 111V114L88 113L89 111L87 112ZM57 111H58L57 113L59 115L64 113V112L65 113L68 112L67 109H62V108L58 109ZM132 111H133V113H132ZM260 111H262V112L260 113ZM162 112L165 115H163ZM239 114H240V117L238 118L237 116ZM252 114H254V115L252 116ZM169 116H171V117H169ZM255 116H256L257 120L255 119ZM87 118H89V119H87ZM137 118L143 119V124H142L143 126L141 128L144 127L142 129L144 131V134L142 133L141 135H138V136H136L135 134H132V136H129V139H126L124 136L112 138V136H116V135H119L122 133H126L127 130L130 128L129 126H131L132 122H135L134 120H136V121L138 120ZM170 118H172V120ZM260 118H263V119H260ZM145 119L147 120L148 123L146 122ZM165 122H166L167 126H166V124L164 125ZM161 126H162V130H161ZM148 127L150 128V131H149ZM163 127L165 130L163 129ZM169 127L172 129H170ZM40 129H42L41 131H43V134L39 133ZM145 129L148 130L149 132L145 131ZM154 129H156V130L154 131ZM159 129H160V131H159ZM142 130L140 129L139 132L141 133ZM172 130H175L176 133H174ZM152 131H154V132H152ZM146 132H147V135H145ZM150 132H152V133H150ZM261 132H263L262 136L260 135ZM10 136H12V137H10ZM5 138H7V139H5ZM116 142H120V143L117 145V144H115ZM242 144H243V147H241ZM11 149H13V150H11ZM15 150H19L20 154L19 155L15 154L14 153V152H16ZM111 157L123 158V160L118 161L119 164H116L117 163L116 162L115 163L116 167H115L112 164L114 162H112L110 160ZM63 161L68 162V163H66L67 166L65 165V163H63ZM14 162H15V164H14ZM59 162L61 163L62 166L60 165ZM71 162H73V163L70 164ZM99 162H101L103 166L101 165V163L99 164ZM138 162L140 163L141 159H140V161L138 160ZM69 164L72 166V168ZM74 164H75V166H74ZM134 164H135V166H134ZM110 165H112V166L110 167ZM117 166H120L121 168H117ZM132 166H133V168H132ZM107 167L109 168V170L106 169ZM128 168H130V169H128ZM261 168L264 170V166H261ZM17 169L20 170V174H18L19 172ZM61 169L62 170L64 169V170L62 171ZM139 169H141V168H139ZM83 170L86 173L83 172ZM51 171H53L54 173ZM75 171L80 172V173L78 174ZM120 171H122V174ZM14 172H15V174H14ZM16 172H18L17 175H19V176H15ZM73 172H74V174H73ZM129 172H130V174H129ZM76 174H78V176H76ZM113 174H114L115 178L112 176ZM263 174H264V172H263ZM80 175L84 179L83 183H79V182H82V180H81L82 178ZM94 175H95L96 179L94 178ZM13 176H15V177H13ZM51 177H53V178H51ZM78 177H80V178H78ZM97 177H99V179H100L99 183L97 182L99 180ZM77 178L79 179V182H78ZM121 178H123V179H121ZM103 179H104V182H103ZM65 180H67L68 182ZM93 181L96 184H94ZM263 181H264V176H263ZM66 182H67V184H66ZM100 183L102 185H104V183H105V185L102 186L103 188L101 187L103 190L101 188H99L101 186ZM55 184L56 185L58 184L59 186L58 185L56 186ZM84 184H86V185H84ZM63 185H65V186H63ZM93 185H95V186H93ZM126 185H128V186L125 187ZM34 186L36 187V189H38L39 186H40V188H44L46 186L44 188L45 190L39 188L40 192L43 195L40 192H37V190L34 189L35 188ZM77 186H79V187H77ZM86 186L89 189L84 188ZM57 187L58 188L64 187V189L63 188L58 189ZM65 187H66V189H65ZM96 187H98L97 190H96ZM70 188L72 191L70 190ZM80 188H82L83 190H81ZM86 189H87V191H86ZM93 189H95V190H93ZM100 189L102 190L101 192L98 191ZM112 189L115 193L113 191H111ZM41 190H44V191L49 190V191H48V193H46L47 191L44 192ZM62 190H64V191H62ZM79 190H81V191H79ZM59 191H60V193H59ZM77 191H79V192H77ZM123 191L125 194H122ZM24 192H26V193H24ZM62 192H64V195ZM83 192L84 193L88 192V193L83 194ZM90 192H91V194H89ZM27 193L28 194L32 193L33 195L31 194V196H33V198L28 196ZM36 193H38L39 197H40V195H41V197L43 196L44 202L42 201L43 198H41V197H40L41 198V202H40V200H39L40 198L38 197V195ZM77 193L78 194L82 193L80 195L81 196L85 195L84 197H86V198L83 199V196H82V198H80L81 196H79ZM98 193H100L101 195ZM22 194L24 196H22ZM92 194H94V196ZM46 195L49 199L46 197ZM67 195H68V197H66ZM72 195H73V197H72ZM86 195H89V196L92 195V197H93L92 201L94 199L95 201H97L99 203V205L103 206L102 207L103 210L104 209H106V210H104L103 213H101L102 211L98 210L100 213H98L99 215H97V212L96 211L93 212L92 209H94L95 208L94 206H96L98 204L95 205V202H94V204H92L93 206L90 204H85V203H87V201L89 203L88 198H91V197H87ZM19 196L23 197V201L20 200ZM28 197H30V198H28ZM26 198L29 201H27L25 203L24 201ZM45 199H48V200L45 201ZM50 199H52V200L50 201ZM81 199L84 201L83 204H85L87 206L86 207L84 205V208L85 207L90 208V211H92V212H90V211L87 212L89 214V216L86 213L87 217L84 216L85 215L84 212H86L85 211L86 208L84 209V212L82 209H80V211L78 213V211H76L75 209L73 210L71 207L74 203V205H76V206H79L78 204H81V208H82V205H83L82 202L83 201ZM70 200H71L72 205L70 203ZM73 200H75V201L73 202ZM85 200H86V202H85ZM65 201H67V202H65ZM92 201H90V202H92ZM39 202L41 203V205ZM79 202H81V203H79ZM89 205L94 207V208L90 207ZM107 205H105V206H107ZM22 206L24 207V209ZM74 208H75V206H74ZM79 208H76V209L78 210ZM37 209H39L38 210L40 213L39 216H41V217L38 216L39 217L38 218L36 216L38 214V211L35 208H34V210L37 212V214H36V212H34V213H35V216L40 221L39 220L35 221V219L37 220V218L34 215L33 216L35 217V219H32L31 218V216H32L31 211L32 210L30 211V213L28 211V214L31 215L29 217H30V219H32V222L33 221L36 222L35 225L38 222H41L39 225L43 224L44 222L42 223V221L43 220L46 221L47 218L50 217L49 216L50 214H51V216H53L52 214L55 210L54 209L53 212H51L47 217V214H46L47 211H45L46 209L44 210V208L42 209V207L41 208L38 207ZM40 209H41V211H40ZM67 209L69 211H71V210L76 211L79 215H77V213L73 212V211H71L70 212L71 214H70L69 212H66V211H68ZM98 209H101V206ZM42 210H44L45 212L43 213ZM95 210H97V209H95ZM81 211L84 213L83 214L84 218L81 215L82 214ZM80 212H81V214H80ZM34 213H32V214H34ZM73 213H75V216ZM44 214L47 217L46 220L45 219L42 220V218H44ZM56 216H55V219L58 218L57 219V223H58V220L60 218H59V216H57V218H56ZM107 216H109V215H107ZM104 217H106V216H104ZM50 219H54V218L50 217ZM87 219L89 221V218H87ZM96 219L98 220V218H96ZM28 220L29 219L27 218V221ZM47 221L49 223L51 222V220L49 221V218ZM30 222H31V220H30ZM85 222L86 221H83L82 223H85ZM91 222H88V223L86 222V223L88 224V226L90 224L92 226V228L95 229L94 225L96 226L98 221L96 224H94L92 222L94 225ZM18 223H19V225H18ZM51 223L55 224L56 222L54 221ZM57 223H56V225H57ZM62 223L64 224L65 221ZM70 223L71 222H69V224L67 223L66 225H69V228H72L73 226L70 227V225H73V224L72 223L70 224ZM59 224H60V220H59ZM75 224H76V226H75ZM28 226H29V223H28ZM36 226H38V224ZM49 226H48L49 228L47 227L46 229H50L51 227H54L52 225H49ZM58 227L61 228V226H58ZM62 227H63V225H62ZM25 228H27V229L29 228V230L31 232L34 231V234L39 236V238H33L34 240H36V243H35L34 240L32 239V234H33V232H32L30 237H31V240H33V241H30V243L31 242H34V243H31V244L29 243L30 246H28V244H27L30 238L29 239L27 238V236H29V235L26 236L27 233L25 232V230H26ZM57 228H56V230H57ZM60 228H58V229H60ZM67 228L62 229V230H64L63 231L64 235L66 234L67 230H69V228L68 229ZM92 228H88V230L91 229L93 231ZM15 229L17 230V228H15ZM72 230H70V231L73 232ZM53 231L54 230H52L50 233L54 234ZM70 231H69V233H70ZM21 232L24 235H22ZM60 232H62V231H59V233ZM89 232H90V230H89ZM28 233H30V232L28 231ZM77 233L79 234L80 232H76V234ZM61 235H63V234H61ZM67 235L69 236L70 234H67ZM71 236H72V233H71ZM51 237H52V235H51ZM69 238L71 239V237L69 236L66 240H64V245H65V241H68ZM76 238H78V236L74 237V238L72 236L73 241H74V239L76 240ZM39 239H42V240H39ZM43 239H45V240H43ZM26 240H27V242H24ZM39 241H40V243H39ZM38 245L41 246L42 248L41 247L39 248ZM64 245H63V248H64ZM31 247H32V249H29ZM33 248L37 249V252L34 253ZM56 248H59L58 249L59 251L56 252V250H57ZM15 249H14V252H16ZM26 249H28L29 252H27ZM61 249H62V247H61ZM45 250L47 252H49V250H50V252L47 253V252H45ZM79 253H77V254H79ZM18 254L16 253V257L14 254H12V256L15 257V258H13V260L16 261V258H18L17 257ZM48 254H49V256H47ZM57 254H58V261L55 262L57 260ZM12 256L10 255L9 259L6 260L7 262H5L3 264H10ZM80 256H79V259H81ZM84 256H86V257H84ZM71 257H73V258H71ZM20 258H18L17 262H15L16 264H20V262L18 263V261H20ZM76 258H78V257L76 256ZM26 259H24V261H26ZM37 261L39 262V259ZM47 262L45 263L42 260L41 264H48ZM80 262H81V260H80ZM11 263L13 264L14 261H11ZM0 264H2V263H0ZM39 264H40V262H39Z\"/></svg>",
    "mask_w": 264,
    "mask_h": 264
},
{
    "label": "crops",
    "instance_id": "3",
    "mask_svg": "<svg viewBox=\"0 0 264 264\" xmlns=\"http://www.w3.org/2000/svg\"><path fill=\"white\" fill-rule=\"evenodd\" d=\"M259 1L261 3V6H260L261 9L264 10V0H259ZM248 3H252V5H253V14H255V12H256V10L258 8L257 3L255 2V0H248Z\"/></svg>",
    "mask_w": 264,
    "mask_h": 264
}]
</instances>
